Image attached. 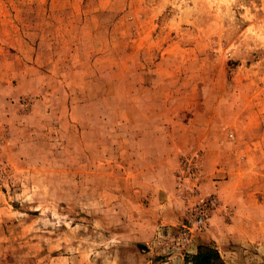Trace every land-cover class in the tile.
I'll use <instances>...</instances> for the list:
<instances>
[{
	"label": "rangeland",
	"instance_id": "374dc122",
	"mask_svg": "<svg viewBox=\"0 0 264 264\" xmlns=\"http://www.w3.org/2000/svg\"><path fill=\"white\" fill-rule=\"evenodd\" d=\"M264 264V0H0V264Z\"/></svg>",
	"mask_w": 264,
	"mask_h": 264
},
{
	"label": "trees",
	"instance_id": "16d2710c",
	"mask_svg": "<svg viewBox=\"0 0 264 264\" xmlns=\"http://www.w3.org/2000/svg\"><path fill=\"white\" fill-rule=\"evenodd\" d=\"M221 260L220 253L214 248H200L197 253H195L190 262L194 264H215L217 261Z\"/></svg>",
	"mask_w": 264,
	"mask_h": 264
}]
</instances>
